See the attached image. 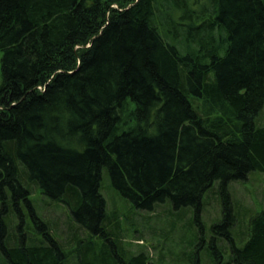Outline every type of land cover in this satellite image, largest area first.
<instances>
[{
	"label": "trees",
	"instance_id": "obj_1",
	"mask_svg": "<svg viewBox=\"0 0 264 264\" xmlns=\"http://www.w3.org/2000/svg\"><path fill=\"white\" fill-rule=\"evenodd\" d=\"M0 51L1 264H157L124 249L105 171L134 209L200 225L217 189L214 253L264 264V211L234 233L229 191L264 173V0H0ZM34 189L86 244L52 233Z\"/></svg>",
	"mask_w": 264,
	"mask_h": 264
},
{
	"label": "rangeland",
	"instance_id": "obj_2",
	"mask_svg": "<svg viewBox=\"0 0 264 264\" xmlns=\"http://www.w3.org/2000/svg\"><path fill=\"white\" fill-rule=\"evenodd\" d=\"M2 57L0 51V85ZM257 125L264 127V109ZM102 187L109 212L119 218L125 250L131 253L147 251L151 260L157 264H234L231 262V248L226 242L223 243L225 248H221L220 256H216L212 249L215 237L212 228L222 216L217 189L211 190L203 200L200 225L196 223L192 209L175 210L170 203L158 206L154 212L134 209L112 187L106 171ZM229 191L240 221L237 220L239 223L233 231L246 232L251 216L264 211V173L252 172L246 181L231 182ZM31 200L37 214L48 222L52 233L67 248L77 249L86 244L89 235L72 221L67 206L42 195L38 189H34ZM24 212L28 213L29 210L26 208ZM29 219L28 222L32 223L31 217ZM15 223L18 221L15 220ZM14 230V226L11 227V231ZM99 242V239L93 240L95 244ZM217 245L221 247V240L217 241ZM96 248H100V244ZM71 264L77 262L73 260Z\"/></svg>",
	"mask_w": 264,
	"mask_h": 264
}]
</instances>
